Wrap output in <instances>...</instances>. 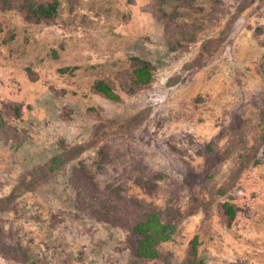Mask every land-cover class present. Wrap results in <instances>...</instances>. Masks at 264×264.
<instances>
[{
    "label": "rangeland",
    "instance_id": "rangeland-1",
    "mask_svg": "<svg viewBox=\"0 0 264 264\" xmlns=\"http://www.w3.org/2000/svg\"><path fill=\"white\" fill-rule=\"evenodd\" d=\"M0 264H264V0H0Z\"/></svg>",
    "mask_w": 264,
    "mask_h": 264
},
{
    "label": "trees",
    "instance_id": "trees-1",
    "mask_svg": "<svg viewBox=\"0 0 264 264\" xmlns=\"http://www.w3.org/2000/svg\"><path fill=\"white\" fill-rule=\"evenodd\" d=\"M29 16L36 20H49L56 13V5L45 3H28L26 5ZM135 62L132 75L133 82L138 86H147L151 83L153 73L151 63L143 61L138 58L133 59ZM64 72V71H62ZM93 89L99 94L105 96L110 100H116L118 94L113 90L109 83L100 80L95 82ZM59 159H54L53 163L57 164ZM57 166V165H56ZM57 167H50L53 171ZM224 214L228 216L229 220H233L236 216L235 209L229 204L225 203ZM136 237L137 255L144 259H159L161 254L158 251V246L161 243L167 242L171 239L175 232V227L164 224L156 213H150L144 220L139 221L132 229ZM197 238L192 241V263L196 261L197 255Z\"/></svg>",
    "mask_w": 264,
    "mask_h": 264
}]
</instances>
